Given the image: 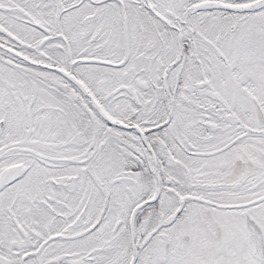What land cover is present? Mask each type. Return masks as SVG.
I'll return each instance as SVG.
<instances>
[{"label":"snow or ice","instance_id":"1","mask_svg":"<svg viewBox=\"0 0 264 264\" xmlns=\"http://www.w3.org/2000/svg\"><path fill=\"white\" fill-rule=\"evenodd\" d=\"M0 264H264V0H0Z\"/></svg>","mask_w":264,"mask_h":264}]
</instances>
